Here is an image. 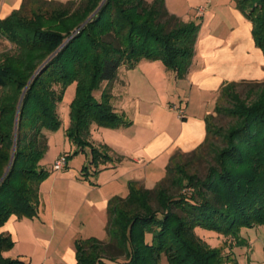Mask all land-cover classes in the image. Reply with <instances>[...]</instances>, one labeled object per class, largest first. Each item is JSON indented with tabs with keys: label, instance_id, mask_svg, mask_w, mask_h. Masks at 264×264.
<instances>
[{
	"label": "trees",
	"instance_id": "obj_1",
	"mask_svg": "<svg viewBox=\"0 0 264 264\" xmlns=\"http://www.w3.org/2000/svg\"><path fill=\"white\" fill-rule=\"evenodd\" d=\"M101 1L21 0L0 19V38L17 50L0 55V179L9 165L0 180V227L10 215L37 216L39 185L49 175L39 164L47 150L44 130L59 127L57 104L67 86L75 83L65 134L75 153L89 149L86 175L118 160L105 144L91 142V125L131 124L112 105L119 67L146 59L161 61L176 78L188 71L199 22L170 13L165 0H104L99 6ZM231 1L251 22L264 56V0ZM246 83L245 97L236 91L243 81L218 92L213 113L228 118L226 126L208 114L203 141L188 153H173L153 187L129 181L125 196L108 199L107 241L76 239L75 264H161L162 254L168 264L237 263L231 251L211 246L195 228L231 237L237 246L245 244L240 229L264 224V82ZM203 159L199 175L191 166ZM13 245L0 231V264H29L6 255Z\"/></svg>",
	"mask_w": 264,
	"mask_h": 264
},
{
	"label": "crops",
	"instance_id": "obj_2",
	"mask_svg": "<svg viewBox=\"0 0 264 264\" xmlns=\"http://www.w3.org/2000/svg\"><path fill=\"white\" fill-rule=\"evenodd\" d=\"M15 8L17 5H5L0 19ZM204 8L203 15L199 17L201 22L194 55L185 77L176 78L174 72L167 70L159 60L141 59L133 68L124 65L119 67V70L124 69V74H117L113 83L112 105L114 110L131 124L120 128L104 127L108 134L116 136L117 139L113 141L108 137L107 140L95 142L91 133V142L94 145L105 144L109 148V154L118 158L101 166L95 174L109 169L116 171L131 167L127 183L143 180L150 187L156 180V177L152 179L156 166L166 164L176 151L188 153L203 141L205 117L213 112L218 92L224 84L232 81L264 80V56L252 39L251 22L235 8L231 0H207ZM137 91H140L143 97L155 95V99L148 101L149 106L140 104ZM173 96L179 103L177 106L183 109L182 118L175 117L166 110L167 104H174L169 101ZM56 180L59 181V178ZM77 181L84 182L85 179L79 178ZM55 184L56 182L51 191L57 186ZM41 185L42 183L39 185V192ZM121 186L111 184L94 201L87 199V211L95 214L91 208L94 205L98 210L106 211L108 199L118 195L115 192L120 190ZM84 203L86 202H82ZM50 210L51 213H45V219L40 216V206L37 216L33 218L9 216L0 227V231L8 233L14 242L13 247L6 252L7 256L28 260L29 264H46L48 261L53 262L50 264L76 263V235L72 237L73 244L58 255L50 256L47 247L43 248L51 244V238L54 236L73 235L71 227L75 220L74 215L61 213L54 208ZM79 224H83V221L79 220ZM20 244L30 251L14 252V248ZM36 247L38 250L42 248V251L38 253Z\"/></svg>",
	"mask_w": 264,
	"mask_h": 264
},
{
	"label": "rangeland",
	"instance_id": "obj_3",
	"mask_svg": "<svg viewBox=\"0 0 264 264\" xmlns=\"http://www.w3.org/2000/svg\"><path fill=\"white\" fill-rule=\"evenodd\" d=\"M58 1L66 2L68 0ZM74 1L76 3L79 2V0ZM102 1L100 4H102ZM146 1L150 2L151 0ZM206 1L207 0H165L166 7L169 12H172L183 21L197 20L199 23L201 22V19L195 15V9L198 6H204ZM5 5H17L18 8L20 5V1L0 0V14L4 11ZM16 51L17 50L14 44L10 43L5 38H0V55H2L3 53L13 54L16 53ZM53 55L54 54L49 55L45 59V61L47 59L49 60ZM117 74L119 76H122L124 74V69H120ZM246 82L250 81H243V84H240L236 88V91L240 94L241 97H245L246 90L250 86V84ZM259 82H264V80ZM74 93L75 83H72L67 86L64 91L62 101L57 104V112L60 118L59 127L54 131L44 130V133L47 136V150L39 162L42 167L49 171V175L47 176V178L41 182V191L39 192L40 216H44L45 219L46 214L52 212L50 209L54 208L61 213L74 215L73 219H75L71 227V231L73 234L72 236H69L68 234L65 237L54 236L53 238H51V244L49 246H43L44 249L45 247H47V251L50 256L58 255L59 253L63 252L67 248V246L72 245L74 240L72 237L74 235H76V238L95 236L103 241H107V235L104 229V225L106 222V211H100L98 210V207L94 205L91 207L95 212V214H93L95 216H93L91 212H88L89 210L87 211L86 204L88 203V200L94 201L97 197H99L100 194L104 193L107 190L108 186H110L111 184L122 185L121 189L115 192V194L125 195L128 192L126 183L130 177V173L128 171H130L129 168L131 167H129L128 169H118L116 171L113 169H109L99 174L93 173L92 169L90 168L91 171L89 170L88 174L83 175V173L85 172L82 171V166L88 165V161L90 158L89 149L85 148L83 151H78L77 153H75L77 147L67 138L65 134L66 128L69 125V104L74 98ZM137 94H139V101L141 102L140 104H144L145 106H149V100L155 99V95L152 97H143L140 94V91H137ZM97 95L98 93L96 94V96ZM255 96L256 95L254 93L251 95V98L254 99ZM174 98L176 97H170L169 101H173V103L177 106L179 103L177 102V99ZM172 105L173 104H170L168 106L167 104L168 107L166 106V110L170 112L171 115L173 114L176 117L179 113L176 108L172 107ZM212 114L213 120L217 124L226 126L229 123L228 118L213 112ZM91 133L92 138L95 140V142L102 141V139L107 140L108 137L111 141L116 138V136L112 133L108 134L109 132L107 129L94 123L91 125ZM60 153L62 155H69L67 165L60 170H54L52 168V165L57 156L61 155ZM129 162H131L132 164H136L131 160H129ZM163 165L166 164H162V166L158 165L156 166L157 168H154L155 176L152 179L156 177V180L153 182H158V180L164 176L165 166ZM205 165L206 162L203 159L199 163L194 162L191 167L195 169V171L199 175H203L205 171ZM115 168H117V166H115ZM112 177H115L116 179L111 180L110 178ZM58 178L59 181L56 180ZM79 178H85V181L78 182L77 179ZM54 182H56L55 186H57L54 187L53 191H51ZM99 183L100 186H98ZM154 184L149 187L143 180L137 181L138 186H143L146 188H151L154 186ZM82 202L86 203L82 204ZM79 220L83 221V224H79ZM195 233L202 239L207 241L211 246H223L225 252L231 251L236 257V264H264V224L252 228L240 229L239 236L245 240V244L237 246L234 245V240L231 237L225 238L214 231L196 227ZM149 238L150 237L147 236V239ZM22 245L23 244L17 245L14 248V252L30 251L28 248H23ZM35 250L39 253L42 251V248L38 250L36 247ZM27 259H30V257H27ZM50 263L53 262L48 261L46 264ZM160 263L168 264L167 258L164 254H162L160 257Z\"/></svg>",
	"mask_w": 264,
	"mask_h": 264
},
{
	"label": "built area",
	"instance_id": "obj_4",
	"mask_svg": "<svg viewBox=\"0 0 264 264\" xmlns=\"http://www.w3.org/2000/svg\"><path fill=\"white\" fill-rule=\"evenodd\" d=\"M205 8L204 6H198L196 9H195V15L197 17H201L203 15V12H204ZM173 108H176L178 110V117L179 118H182L183 115H184V112H183V109L181 107H178L176 106L175 104L172 105ZM67 165V160H66V155L65 154H61V155H58L57 158L55 159L53 165H52V168L54 170H60L62 168H64L65 166Z\"/></svg>",
	"mask_w": 264,
	"mask_h": 264
},
{
	"label": "water",
	"instance_id": "obj_5",
	"mask_svg": "<svg viewBox=\"0 0 264 264\" xmlns=\"http://www.w3.org/2000/svg\"><path fill=\"white\" fill-rule=\"evenodd\" d=\"M102 2H103V1H102ZM100 5H101V4H100ZM98 8H99V7H98ZM98 8H97V9H98ZM97 9H96V10H97ZM95 12H96V11H95ZM95 12H94V13H95ZM94 13H92L91 16H92ZM91 16H90V17H91ZM90 17H88V18H90ZM53 54H54V53H53ZM47 60H48V59H47ZM47 60H46V61H47ZM46 61H45V62H46ZM40 68H41V67H39V68L35 71L34 75L39 71ZM8 168H9V165L7 166V168H6V170H5V172H4L3 176H2V178L4 177V175H5L6 171L8 170ZM2 178H1L0 180H2Z\"/></svg>",
	"mask_w": 264,
	"mask_h": 264
}]
</instances>
